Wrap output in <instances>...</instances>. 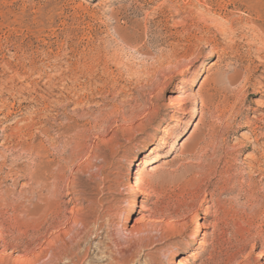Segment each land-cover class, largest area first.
I'll list each match as a JSON object with an SVG mask.
<instances>
[{
  "label": "rangeland",
  "instance_id": "1",
  "mask_svg": "<svg viewBox=\"0 0 264 264\" xmlns=\"http://www.w3.org/2000/svg\"><path fill=\"white\" fill-rule=\"evenodd\" d=\"M263 114L264 0H0V231L28 238L0 256L75 195L72 264H262ZM202 159L200 191L172 185Z\"/></svg>",
  "mask_w": 264,
  "mask_h": 264
},
{
  "label": "bare ground",
  "instance_id": "2",
  "mask_svg": "<svg viewBox=\"0 0 264 264\" xmlns=\"http://www.w3.org/2000/svg\"><path fill=\"white\" fill-rule=\"evenodd\" d=\"M123 39H134L132 36L129 35V33L127 34H123L122 35ZM138 50V49H137ZM34 67V66H33ZM12 71V70H11ZM14 72L15 76H19L21 75V71L16 69ZM34 72H36L34 70ZM32 75V74H31ZM27 77V76H26ZM32 77V76H31ZM30 79V78H29ZM30 81V80H29ZM20 84V83H19ZM22 84V83H21ZM37 85V84H36ZM6 87V86H5ZM30 88V87H29ZM63 89V88H62ZM258 89V88H257ZM259 91V90H258ZM263 91V89H262ZM75 96V94H74ZM56 106V105H55ZM235 106V105H234ZM78 107V106H77ZM15 110V109H14ZM2 114V113H1ZM11 114V113H10ZM264 115V114H263ZM6 116V115H5ZM9 117V116H8ZM3 118V117H2ZM253 118V116H252ZM14 119V118H13ZM18 119V118H17ZM261 121V120H260ZM15 122V121H14ZM254 122V121H253ZM9 124V123H8ZM248 126H251V122H247L246 123ZM255 124V123H254ZM246 125V126H247ZM7 129V128H6ZM250 129V128H249ZM13 131V130H12ZM19 133V132H18ZM28 133V132H27ZM8 134V133H7ZM169 135V133H168ZM262 135V134H261ZM4 136V135H3ZM214 137V136H213ZM257 138V137H256ZM254 140V139H253ZM14 145V144H13ZM167 145V142L165 140H162L160 142V145L158 147H151L148 150V153L145 155L144 159H142V162H140V164L142 163L143 165H147V159L150 156H153L156 152H159L161 150H163ZM214 146V145H213ZM260 146V145H259ZM41 147V146H40ZM216 147V146H215ZM24 148V147H23ZM213 148V147H212ZM257 148V146H256ZM27 150V149H26ZM215 150V149H213ZM10 152V151H9ZM30 152V151H29ZM215 152V151H214ZM204 154V153H202ZM2 155V154H1ZM30 155V154H29ZM50 155V154H49ZM254 155V154H253ZM262 155V154H261ZM16 156V155H15ZM201 157V156H200ZM12 158V157H11ZM204 159V157H203ZM201 160L203 161V163H199L198 165H196L194 167L193 166H185L182 169V172L179 176H177V174L175 176L177 177H171L169 179H171V183L172 185H174V182L177 183V188L180 190L182 189L185 190L187 188H191V189H195L197 192L200 191L201 189V184L204 183L207 179L210 178L211 174L213 175V170H214V161L212 160V162H207L208 159L205 160ZM255 159V158H254ZM253 159V160H254ZM234 161V160H233ZM195 163V162H194ZM229 163V162H228ZM261 164V163H260ZM229 165V164H228ZM184 166V165H183ZM33 167V166H32ZM224 168V167H223ZM259 168V167H258ZM228 169V168H227ZM227 169L226 171L224 170V172H222L223 174L227 173ZM21 170V169H20ZM263 170V169H262ZM144 170H139L136 169L135 175L136 177L134 178V181L130 182V187L135 191V193L137 194H141L143 197L144 196H148L147 191L143 188V185L141 184V174L143 173ZM180 171V169H179ZM33 175L37 174L36 171H32ZM35 172V173H34ZM142 172V173H141ZM216 172V171H215ZM221 173V174H222ZM30 174V173H29ZM166 174V173H165ZM31 175V176H33ZM39 175V173H38ZM47 175V174H46ZM163 174L159 173V172H154L153 174L148 176V183L153 182L156 178L161 177ZM169 175V173H168ZM227 176V175H226ZM261 176V175H260ZM37 177V176H36ZM40 177V176H39ZM46 177V176H45ZM51 177V176H50ZM66 177V176H65ZM30 178H34V177H30ZM44 178V177H42ZM31 181V179H29ZM35 180V179H34ZM39 180V178L37 179ZM55 179L52 178V182ZM33 181V179H32ZM36 181V180H35ZM44 181V179L42 180V182ZM169 181V180H168ZM29 182V181H28ZM46 182V181H45ZM48 182V180H47ZM46 182V183H47ZM51 182V183H52ZM170 182V181H169ZM209 181L207 180V183ZM27 183V182H26ZM34 183V182H33ZM44 183V182H43ZM42 183V186H43ZM50 183V182H49ZM41 184V183H40ZM65 184V183H64ZM36 185V183H35ZM45 185V183H44ZM51 185V184H50ZM57 185V184H55ZM168 185V183H167ZM170 185V184H169ZM203 185V184H202ZM25 186V184H24ZM40 186V185H39ZM165 186V185H164ZM205 186V185H204ZM34 187V186H33ZM37 187V186H36ZM41 187V186H40ZM54 187V186H53ZM56 187V186H55ZM167 187V186H166ZM165 187V188H166ZM43 188V187H42ZM45 188V187H44ZM48 196H50V194L52 193V190L50 191V186L48 187ZM2 189V188H1ZM33 189V188H32ZM38 189V188H37ZM72 189V187H71ZM190 189V190H191ZM203 189V188H202ZM46 189H44L45 192ZM32 191V190H31ZM38 191V190H37ZM36 191V192H37ZM55 191V190H54ZM33 192V191H32ZM39 192V191H38ZM37 192V193H38ZM34 193V192H33ZM157 193V192H156ZM196 193V192H195ZM32 193H30L31 195ZM40 194V193H38ZM61 194V193H60ZM161 194V193H160ZM163 194V193H162ZM37 195V194H36ZM52 195V194H51ZM62 195V194H61ZM157 195V194H156ZM162 196V195H161ZM8 197V196H7ZM35 198V196H31V198ZM38 197V196H37ZM43 197V194H42ZM51 198V197H50ZM42 199V198H41ZM52 199V198H51ZM31 200V199H30ZM36 200V199H35ZM40 200V199H39ZM45 200V199H44ZM47 200V198H46ZM50 199H48L49 201ZM43 200H40V202H42ZM4 203L7 207V203H6V197L5 195L3 197H1L0 203ZM32 202V201H31ZM47 202V201H46ZM44 201V203H46ZM55 203V202H54ZM53 202L51 203L50 201L48 203L45 204V206H40V205H34L33 209H27L25 211H23L24 213L22 214L21 217H24L23 215H27L32 216V218H34L33 216L35 215L36 217H41V214H47L48 217H50V215L53 216L51 223L49 224V228L47 229L49 231V236L46 237L45 233H39L35 236H31L30 240L34 241L35 243H39L36 244V248H34L33 250H29L26 251L23 256H21L18 259H4L3 256H0V264H61L62 261H65L63 264H72V234L74 232L73 227L75 226H83L84 225V221L82 219H80L79 217L81 216V210L79 208H77L76 206L79 203L78 198L75 197V195H73L72 198L66 200V204L70 205V216L69 218L62 222V217L61 214L63 213V211L61 212L59 209V204H54ZM3 204V205H4ZM12 205V204H11ZM1 206V205H0ZM9 206V205H8ZM86 206V205H85ZM5 207V206H4ZM23 207V206H22ZM13 208V207H12ZM11 208V209H12ZM21 208V207H20ZM10 209V208H9ZM18 209V208H17ZM16 209V210H17ZM134 209V206L131 207V210L128 212L127 218L125 219L124 223H128L129 218L131 216V213ZM20 210V209H19ZM9 213V212H8ZM3 214V213H2ZM39 214V216H37ZM46 216V215H45ZM43 216V217H45ZM1 217V216H0ZM6 217V216H5ZM27 217V218H28ZM89 217V216H88ZM20 218V217H18ZM42 218V217H41ZM21 219V218H20ZM38 219V218H36ZM46 219V217H45ZM40 220V218H39ZM87 220V219H86ZM26 221V219H25ZM30 223V222H29ZM46 223V222H45ZM27 224V223H26ZM5 225V224H4ZM48 225V224H47ZM8 225H6V227L3 229L2 231H0V249L2 250V253L5 254L8 250L10 249H15V247L19 244L16 242L22 241L23 239H25V237L27 238L26 234H16L14 233V231L12 232L10 230L9 227H7ZM31 226V225H30ZM4 227V226H3ZM12 227V226H11ZM48 227V226H47ZM27 229V228H26ZM34 230V229H33ZM37 230V229H35ZM10 231V232H9ZM9 232V234L7 233ZM61 232V234H59ZM37 233V232H36ZM136 233V232H135ZM134 234V232H133ZM131 234V235H133ZM196 237H205V232L202 233H198L196 235ZM130 238V236L128 237ZM28 239V238H27ZM29 242V241H28ZM116 242V241H115ZM202 242H204L203 240L200 242L201 245ZM13 243L15 245H13ZM24 243V242H23ZM33 243V244H35ZM32 245V244H31ZM18 247V246H17ZM16 247V248H17ZM1 253V254H2ZM115 253V252H114ZM263 252L261 253H257L256 254V260H263ZM255 261V260H254ZM176 264H186L185 261L183 260H179ZM239 264H246V262H242ZM264 264V262L262 263Z\"/></svg>",
  "mask_w": 264,
  "mask_h": 264
}]
</instances>
